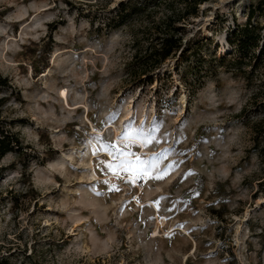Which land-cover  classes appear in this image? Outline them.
Segmentation results:
<instances>
[{"label": "rangeland", "instance_id": "374dc122", "mask_svg": "<svg viewBox=\"0 0 264 264\" xmlns=\"http://www.w3.org/2000/svg\"><path fill=\"white\" fill-rule=\"evenodd\" d=\"M121 1L0 0V125L22 142L0 162V264H264V73L234 64L233 36L251 8L264 36V0H163L105 27ZM172 34L197 56L143 74ZM156 122V142L135 135ZM97 134L132 167L182 154L161 179L113 176Z\"/></svg>", "mask_w": 264, "mask_h": 264}, {"label": "trees", "instance_id": "16d2710c", "mask_svg": "<svg viewBox=\"0 0 264 264\" xmlns=\"http://www.w3.org/2000/svg\"><path fill=\"white\" fill-rule=\"evenodd\" d=\"M163 0H122L119 3L117 13L108 22L105 27L121 28L137 17L144 15L150 10L159 6ZM185 1L187 15L196 16L199 11V6L210 0H182ZM256 8H251L248 14V20L244 25H238L233 31L235 42L239 49L241 56L234 59V64L240 63L250 57L253 61L251 73L263 71L264 73V36L261 34L262 27L259 24L253 23ZM177 29V28H175ZM160 44L158 47L151 49L149 54L140 58V61L147 62L139 67L143 74H147V69L159 67L168 58L180 53L181 60L189 62L192 57H196L199 53V46L194 48L182 42V39L177 34L164 35L159 38ZM252 53V54H251ZM242 63V62H241ZM244 63V62H243ZM148 69V70H149ZM247 72L245 71V74ZM154 79L151 78L150 82ZM5 84L6 79L0 76V84ZM4 99H0V106L4 103ZM264 123V121H263ZM264 125V124H263ZM264 127V126H263ZM21 140L19 135L11 132L0 125V162L10 152L17 151L20 148ZM264 163V148L259 152ZM3 168L0 167V174ZM261 186L264 189V180L261 181Z\"/></svg>", "mask_w": 264, "mask_h": 264}, {"label": "snow or ice", "instance_id": "6c2138e0", "mask_svg": "<svg viewBox=\"0 0 264 264\" xmlns=\"http://www.w3.org/2000/svg\"><path fill=\"white\" fill-rule=\"evenodd\" d=\"M119 116V110L113 112L109 119H112L113 121L115 119H118ZM162 127V124L156 122L153 124V126L148 129H138L135 132V135L141 139H143L146 143L156 142L154 138L156 137L157 133L160 131V128ZM132 133L130 131H125L122 133V138L128 139L129 135ZM170 134L166 133L165 137L169 136ZM96 138L100 141H102V146L99 148V152L105 153V157L100 161L104 165V167L101 168L102 172H105L107 170H111V174L113 176L116 175V170H123V171H134L141 180L145 178V176L151 171L153 172V179H161L163 176L172 169L177 162H173L171 164H168L167 166L162 167V162L169 157L170 155H179L182 153H179L176 151L175 148H166L162 151L153 154V156L146 160H137L135 162V166L132 167V162L126 159L125 156V149L117 147L115 144L104 141V138L96 135ZM186 138V137H185ZM179 142V141H178ZM156 173H159L158 175ZM111 180H105L103 183L106 185L111 184ZM115 190V189H113ZM177 202H173V206L169 208V211H173L175 208V204ZM186 203V202H185ZM183 225H178V227H182Z\"/></svg>", "mask_w": 264, "mask_h": 264}, {"label": "bare ground", "instance_id": "6f19581e", "mask_svg": "<svg viewBox=\"0 0 264 264\" xmlns=\"http://www.w3.org/2000/svg\"><path fill=\"white\" fill-rule=\"evenodd\" d=\"M232 2H234L233 0H231Z\"/></svg>", "mask_w": 264, "mask_h": 264}]
</instances>
